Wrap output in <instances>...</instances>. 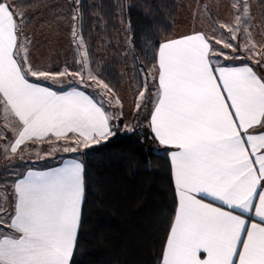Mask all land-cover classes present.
<instances>
[{
	"label": "snow or ice",
	"instance_id": "obj_1",
	"mask_svg": "<svg viewBox=\"0 0 264 264\" xmlns=\"http://www.w3.org/2000/svg\"><path fill=\"white\" fill-rule=\"evenodd\" d=\"M232 7L238 14L219 27L231 40L242 30L250 36L242 27L248 17L246 0ZM18 17L22 20L23 13L0 0V139L6 138L5 130L12 134L6 155L29 142L60 140L76 145L65 152H76L114 136V117L92 97L76 88L57 93L28 79L57 82L72 76L85 81L87 51L75 27L82 71L38 70L20 42ZM213 40L236 51L228 40L196 32L160 43L155 54L158 88L148 126L160 145L174 149L170 157L177 196L161 264H264V77L250 66L214 64L213 58L232 57L216 49ZM245 47L256 63L264 61V51L257 52L254 42ZM87 80L112 91L91 71ZM145 91L138 95L137 111ZM115 102L120 104L118 98ZM14 193L12 212L0 206V264H74L84 166L69 161L52 171H29L14 184ZM209 198L220 206L205 202ZM245 213H254L259 223Z\"/></svg>",
	"mask_w": 264,
	"mask_h": 264
},
{
	"label": "trees",
	"instance_id": "obj_2",
	"mask_svg": "<svg viewBox=\"0 0 264 264\" xmlns=\"http://www.w3.org/2000/svg\"><path fill=\"white\" fill-rule=\"evenodd\" d=\"M15 1L30 12L29 25H53L72 9L61 0ZM180 6L181 0H79V34L91 71L116 93L132 76L139 81L140 69L156 64L159 44L176 38ZM256 13L264 26V0ZM124 27L129 60L116 44ZM169 151L150 128L83 151L85 198L74 264H160L177 208Z\"/></svg>",
	"mask_w": 264,
	"mask_h": 264
},
{
	"label": "rangeland",
	"instance_id": "obj_3",
	"mask_svg": "<svg viewBox=\"0 0 264 264\" xmlns=\"http://www.w3.org/2000/svg\"><path fill=\"white\" fill-rule=\"evenodd\" d=\"M61 1L63 4H72L69 16L64 20H57L53 25L47 26L45 23H37L36 25L35 21L33 24L29 25L27 23V18L30 16V12L19 7L15 0H9L14 9L23 13L22 20L18 17V22L22 30L20 42L23 47L28 50V61L31 63L32 67L34 69L50 72H59L64 68H68L69 72H80L83 67L82 64L78 62L81 56L78 53L77 42L73 40L74 27L77 30V36L81 37L79 34L77 12L79 0ZM236 2L237 0H181L180 12L177 19L178 26L175 35L179 37L200 32L206 34L208 37L228 40L236 47L235 52H233L232 49H224L222 45H216L215 41H212L216 49L222 50L229 57H232L231 59H225L224 57L213 58L214 64L217 60L220 65L226 64L233 66L248 64L255 72H258L264 77V61L256 63V61L251 58V53L247 51L245 47L250 46V41H252L257 45L255 49L257 52L264 51V48L260 47L264 45V26L261 24L256 13L258 0H246L248 5V17L246 24L242 27L247 28L250 36L246 35L242 30L236 40H231L229 33L225 29L219 27L220 23H231L233 17L238 14L232 7ZM243 3L244 0H239L241 6ZM74 16L76 17L75 20L73 19ZM40 17L41 16H39V18ZM116 44L119 52L129 60L131 44L127 28L124 27V29L122 28L118 32ZM81 51H83V49ZM21 55H23V51H21ZM257 59H259V57H257ZM154 65L147 71H142L140 69L139 81L132 76V78L129 79V84L131 85H127L120 93H116L112 89L111 93H106L97 87L94 81L87 80L88 72L91 71L89 62H87V67L83 68V75L85 76L84 82H81L78 77L67 76L55 83L65 85L70 82L72 85L84 86L89 89L93 93V98L96 101L98 100V103L103 105L105 111L114 117L111 123L115 135L124 134L135 130L149 129V116L154 105L155 94L158 88L156 79H153L155 75ZM92 74L96 75L93 72ZM29 78L36 79L30 76ZM49 82L54 81L49 80ZM145 88L147 89L146 91ZM141 91H145V96L144 99L140 101V110L137 111L136 103ZM116 98L120 101L119 105L115 102ZM2 123V120H0V125H2ZM126 125L133 130L128 131L125 128ZM5 132L6 138L0 139V206L7 209L8 201L5 204L4 198L8 199L10 185L24 166L21 165L20 160L17 159L19 151L15 155H12L10 152L6 155L4 148L12 138V134L7 130H5ZM102 142L104 141L102 140L99 144ZM72 144L71 140H60L54 141L53 143H30L29 145L32 147L30 148L32 150L30 155H36L38 158L43 157V162H48L52 160L53 157H55V159L57 158L56 152L62 155L65 153L63 149L65 147H71ZM95 145L98 144H92L89 147ZM27 150L28 148L25 146L22 152L26 154ZM50 155H53L51 159H49ZM21 157L25 158L24 155Z\"/></svg>",
	"mask_w": 264,
	"mask_h": 264
},
{
	"label": "crops",
	"instance_id": "obj_4",
	"mask_svg": "<svg viewBox=\"0 0 264 264\" xmlns=\"http://www.w3.org/2000/svg\"><path fill=\"white\" fill-rule=\"evenodd\" d=\"M188 35H190V34H188ZM183 36H185V35H183ZM179 37H182V36H179ZM179 37H176V38H179ZM173 39H175V38H173ZM168 40H171V39H168ZM165 41H167V40H165ZM220 66L242 67V66H250V65H248V64H239V65H233V66H231V65L224 64V65H220ZM256 74L258 76L262 77L258 72H256ZM28 79L30 80V82L38 83V84H40L43 87H49L53 91H56L57 93H63L65 91L71 90L72 88H76L79 91H82L86 95H88V96H90V97L93 98V93L89 89H87L86 87H84V86H75V85H72V83H70V82L69 83H66L65 85H61L59 83L49 82V80L48 81H42V80H37V79L29 78V77H28ZM156 84L158 86V80H156ZM96 102L98 103V100ZM153 107H154V105H153ZM153 107L151 109V112L153 110ZM151 112H150V115H151ZM149 118H150V116H149ZM30 143L31 144H34L32 142H29L26 145H22L21 148H20V150H19V152H21V153L18 152V154H17L18 155L17 159L20 160V163H21V165L24 166V168L21 169V171L19 172V174L15 177V179L12 181V183L10 185L9 193H8L9 196L7 197L9 200L4 198V203L5 204L8 201V207L6 209L8 212H12L13 209H14V204H15L14 184L18 180L23 179L24 176L29 171H34V172H48V171H52V170H55L57 168L63 167L64 164L67 163V162H69V161H78L79 163H81L83 165V163H82V154H83V151L86 149L83 146H80L76 152H65L62 155H60V153L56 152V154H57V158L56 159H55V157H53V155L52 156L50 155L49 156V159H51L53 157L52 160H49L48 162H43L44 161V160H42L43 157L42 158H38L36 155H34V156L30 155L31 152H32V150L30 149L32 147H30L31 145H29ZM27 145H29V146H27ZM25 146L28 148V150L26 151V154L22 152V150H23V148ZM71 147H76V145L75 144H72ZM173 150L174 149H171L170 148V151L168 153V156H169V159H170V163H171L170 152L173 151ZM20 154L24 155L25 158H22L21 157L22 155H20ZM15 159H16V157H15ZM173 181H174V179H173ZM205 202L216 203L217 206H220L218 204V202H213V201L210 200V198L209 199H206ZM244 215H245V218H247V219L250 220V222L254 220L255 222L259 223V218L258 217H255L254 216V213L251 214V215L245 213ZM174 218H175V215L173 217L172 223L174 221ZM160 264H161V262H160Z\"/></svg>",
	"mask_w": 264,
	"mask_h": 264
}]
</instances>
